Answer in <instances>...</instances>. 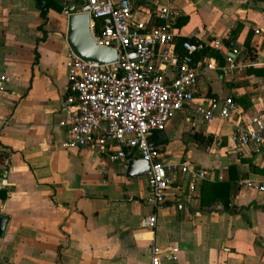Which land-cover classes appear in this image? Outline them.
Instances as JSON below:
<instances>
[{
    "label": "crops",
    "instance_id": "0c3cea01",
    "mask_svg": "<svg viewBox=\"0 0 264 264\" xmlns=\"http://www.w3.org/2000/svg\"><path fill=\"white\" fill-rule=\"evenodd\" d=\"M65 1L79 4L0 0V73L6 76L0 91V215L7 218L0 264H149L152 244L167 254L176 249L179 264H264V191L242 183H264L256 171L264 157L230 138L234 123L264 118V0L174 1L177 36L205 43L206 56L219 66L202 72L194 99L154 137L158 161H186L209 175L187 196L178 174L155 211L153 230L141 224L153 211L145 203L144 175L127 177V164L64 145L61 104L70 54ZM164 1L140 0L132 20L155 25V9ZM213 38L222 40L223 50L209 46ZM232 47L241 50L240 67L225 71L223 54ZM152 66L166 78L174 75L170 66ZM212 97L233 98L237 109L230 120L205 123L192 115ZM216 135L223 139L219 145ZM220 183L234 210L212 202Z\"/></svg>",
    "mask_w": 264,
    "mask_h": 264
},
{
    "label": "built area",
    "instance_id": "2783aa9c",
    "mask_svg": "<svg viewBox=\"0 0 264 264\" xmlns=\"http://www.w3.org/2000/svg\"><path fill=\"white\" fill-rule=\"evenodd\" d=\"M77 12L89 15V25L95 42L117 51L110 63L85 61L69 54L66 61L67 89L62 101L66 117L64 145L67 148H87L95 154H104L112 161L124 165L129 159L140 158L148 162L143 174L148 189L145 203L153 210L146 214L141 224L148 230L156 225L155 211L165 203V192L178 175L185 179L187 196L195 195L201 182L209 175L208 170L189 162H161L156 159L159 145L152 139L155 131L166 127L174 112L191 102L197 92L198 82L204 70L215 69L219 64L211 57L195 59L206 44L185 39L181 43L184 53L176 51L178 34V9L175 0H165L155 9L159 25L149 28L132 20L133 11L140 0H78ZM69 2L65 1L63 12ZM101 21L94 32V20ZM258 32V30H256ZM209 46L223 50L220 38H213ZM224 69L238 67L236 57L241 50L232 47L223 54ZM157 61L173 68L172 78H166L152 66ZM240 67V66H239ZM238 67V68H239ZM6 76L0 73V91ZM237 109L231 97L209 98L207 102L192 109V115L210 123L218 117L230 120ZM232 141L249 147L264 157V118L253 115L233 124ZM150 139V140H149ZM216 135L213 143L221 144ZM248 188L264 191V183L252 180L242 182ZM178 208L182 204H177ZM167 249L152 244L149 248V264H179L176 249Z\"/></svg>",
    "mask_w": 264,
    "mask_h": 264
},
{
    "label": "water",
    "instance_id": "95a60500",
    "mask_svg": "<svg viewBox=\"0 0 264 264\" xmlns=\"http://www.w3.org/2000/svg\"><path fill=\"white\" fill-rule=\"evenodd\" d=\"M67 14L66 42L70 53L82 60L95 61L101 64L110 63L116 59L117 51L115 49L101 46L95 42L87 13L77 12L74 2H71ZM148 168V162L145 160L140 158L129 159L125 175L127 177L142 176ZM6 222L7 218L0 215V236L3 235Z\"/></svg>",
    "mask_w": 264,
    "mask_h": 264
},
{
    "label": "trees",
    "instance_id": "16d2710c",
    "mask_svg": "<svg viewBox=\"0 0 264 264\" xmlns=\"http://www.w3.org/2000/svg\"><path fill=\"white\" fill-rule=\"evenodd\" d=\"M41 15L43 16L44 19H46V9L43 7L41 8ZM94 32H96L98 30V28L100 27V24H101V21L99 19H95L94 20ZM161 22H158L156 23V25H159ZM185 39H188V40H191V41H195L194 38L192 37H176L175 38V42H176V51L179 55L183 54L184 51L183 49L181 48V43L183 40ZM228 44L230 43V40L227 42ZM206 52H207V46H205V48L203 49V51L199 52L196 54L195 56V59H198V58H201L203 56L206 55ZM159 132V131H155L153 132V134L151 135L153 141H155L154 137L156 135V133ZM199 135L197 134H193V138L194 139H199ZM155 143L158 145V142L155 141ZM160 143V142H159ZM256 171L258 173H261V174H264V166L261 168V169H256ZM216 184V182H215ZM221 185H218L217 187V192L215 194V197L214 199L212 200V202L214 201H219L221 203V206L224 210H234V206H231L230 205V199H229V196H228V191H227V188L224 187L226 185H223L222 183H220ZM202 198H201V204H202Z\"/></svg>",
    "mask_w": 264,
    "mask_h": 264
}]
</instances>
